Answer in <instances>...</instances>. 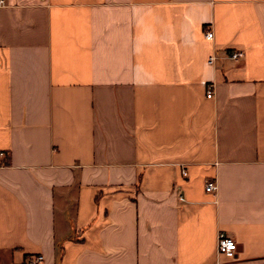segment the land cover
I'll list each match as a JSON object with an SVG mask.
<instances>
[{"label": "crops", "instance_id": "obj_1", "mask_svg": "<svg viewBox=\"0 0 264 264\" xmlns=\"http://www.w3.org/2000/svg\"><path fill=\"white\" fill-rule=\"evenodd\" d=\"M5 1L0 264H264V0Z\"/></svg>", "mask_w": 264, "mask_h": 264}, {"label": "built area", "instance_id": "obj_2", "mask_svg": "<svg viewBox=\"0 0 264 264\" xmlns=\"http://www.w3.org/2000/svg\"><path fill=\"white\" fill-rule=\"evenodd\" d=\"M6 4L5 0H0V6H4ZM205 38L208 40H213L215 37V33L212 28H206L204 32ZM244 51L236 50L229 53V57L233 60H239L244 57ZM214 57H210L209 62L213 63ZM213 95V85H208L207 97L211 98ZM0 156H4V152H0ZM217 184L215 181H208L206 184V190L209 192H213L217 190ZM217 251L218 254L224 256L229 259H234L237 257L239 251V245L237 241L233 238L226 236L224 233H220L218 236L217 243ZM44 261L43 255L31 256L28 259L29 264H41Z\"/></svg>", "mask_w": 264, "mask_h": 264}]
</instances>
